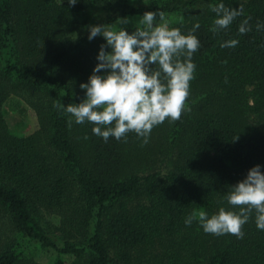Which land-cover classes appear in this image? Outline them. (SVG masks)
Here are the masks:
<instances>
[{"label":"trees","instance_id":"16d2710c","mask_svg":"<svg viewBox=\"0 0 264 264\" xmlns=\"http://www.w3.org/2000/svg\"><path fill=\"white\" fill-rule=\"evenodd\" d=\"M218 3L243 5L244 15L214 33L209 6ZM83 9L104 13L100 25L162 11L170 29L200 41L185 102L191 111L155 126L146 144L135 133L105 142L95 125L73 119L69 126V114L54 107L85 98L79 85L106 45L102 36L88 40V31L74 37ZM248 16L251 31L239 34ZM258 22L264 0H146L140 7L133 0H0V264H264L255 212L242 239L205 233L198 218L184 223L194 210L209 217L220 207L238 211L226 200L230 186L257 164L264 173ZM232 39L237 46L221 47ZM15 96L35 112L30 133L7 122L5 104Z\"/></svg>","mask_w":264,"mask_h":264},{"label":"clouds","instance_id":"9594fccd","mask_svg":"<svg viewBox=\"0 0 264 264\" xmlns=\"http://www.w3.org/2000/svg\"><path fill=\"white\" fill-rule=\"evenodd\" d=\"M77 0H68L74 6ZM216 14L214 33L227 29L234 20L244 15L243 5L238 8L226 7L224 3L209 6ZM157 17L161 23H155ZM248 16L239 25V34L251 31ZM129 19L118 18V25H126ZM137 28L129 34L124 28L111 30L109 25L88 26V40L102 36L106 45L100 46L96 57L98 63L92 70L87 83L79 87L85 98L80 103L64 105L60 100L54 103L57 110L69 114V126L73 119L76 124L89 122L95 125L93 134L127 142V134L135 133L147 143L155 126L166 119L175 122L181 118L189 97V82L194 79L196 65L193 54L200 48V41L189 32L181 33L179 28H169L162 11L145 12ZM199 28L197 23L193 31ZM257 31L264 30V24H256ZM238 40L232 39L221 47H235ZM105 47L111 49L105 51ZM158 65V69H154ZM103 72L104 75L98 73ZM87 139V137H85ZM238 139V136L234 139ZM227 203L239 206L238 211L220 207L216 214L195 210L185 218V226L197 220L205 233L222 236L230 234L237 239L244 237L242 227L256 213L255 222L264 230V173L261 166L248 169L244 179L230 186L226 196Z\"/></svg>","mask_w":264,"mask_h":264},{"label":"rangeland","instance_id":"374dc122","mask_svg":"<svg viewBox=\"0 0 264 264\" xmlns=\"http://www.w3.org/2000/svg\"><path fill=\"white\" fill-rule=\"evenodd\" d=\"M66 0H57V2L61 3ZM146 0H133L134 4L138 7L143 6ZM79 21L81 19L82 25H80L77 31L74 33V37L80 36L88 31V26L100 25L101 19H104V13L98 12L97 9H83L77 13ZM143 15H135L128 17L129 23L126 25H118L117 22L113 25H109L107 23H102V25H109L111 30L118 31L119 27L125 28L129 27L133 24L139 23L140 19ZM165 19L170 23V16L165 15ZM155 23H161L157 17V21ZM6 110V119L8 124L17 130L19 134H26L34 131L38 126V121L35 115V112L30 106L26 103V101L22 97H11L5 104ZM49 216V215H48ZM46 217V215H45ZM47 218V217H46ZM47 219H52L53 222L57 221V218L53 215H50ZM38 259L41 261L49 262V258L46 256H42L41 254L38 256Z\"/></svg>","mask_w":264,"mask_h":264}]
</instances>
